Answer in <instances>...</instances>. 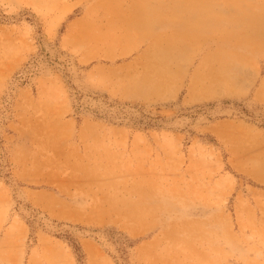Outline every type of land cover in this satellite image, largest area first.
<instances>
[{
    "label": "rangeland",
    "instance_id": "obj_1",
    "mask_svg": "<svg viewBox=\"0 0 264 264\" xmlns=\"http://www.w3.org/2000/svg\"><path fill=\"white\" fill-rule=\"evenodd\" d=\"M194 1L0 0V264H264V41H236L264 0ZM157 37L174 76L142 97ZM220 44L251 60L205 97Z\"/></svg>",
    "mask_w": 264,
    "mask_h": 264
},
{
    "label": "bare ground",
    "instance_id": "obj_2",
    "mask_svg": "<svg viewBox=\"0 0 264 264\" xmlns=\"http://www.w3.org/2000/svg\"><path fill=\"white\" fill-rule=\"evenodd\" d=\"M246 0H224V3L226 4H240L242 2L245 3ZM38 2V1H37ZM202 2V3H201ZM141 3V2H140ZM194 7L193 8H206V7H210L212 3L211 0H202L200 2H196L194 1ZM198 4L201 6V7H197ZM97 8V7H96ZM189 8V7H188ZM98 9V8H97ZM203 11V10H202ZM205 11V10H204ZM207 12V11H206ZM208 13V12H207ZM94 15V14H93ZM208 15V14H207ZM175 20V19H174ZM178 20V19H177ZM247 20V19H246ZM89 21V20H88ZM201 21V20H199ZM75 23V22H74ZM203 23V21H202ZM110 24V23H109ZM250 24H253L252 22ZM75 25V24H74ZM147 25V24H146ZM77 26V25H76ZM93 26V25H92ZM112 26V25H111ZM110 26V27H111ZM117 26V25H116ZM140 27V25H138ZM260 28L264 29V22L261 23L260 25H258ZM142 27V25H141ZM87 28V27H85ZM98 28V27H97ZM94 29V28H93ZM99 29V28H98ZM131 29V28H130ZM139 30V29H137ZM142 32V30L140 31ZM107 33V32H106ZM144 33V32H143ZM93 34V33H92ZM142 35V34H141ZM243 35V34H241ZM262 35L264 36V33L261 34V37ZM143 36V35H142ZM188 36V35H187ZM244 38H236L239 43L241 44H246V43H252L254 42V45L252 47V53H256L257 52V48H262V43L264 40L260 39L259 36L258 37H251L247 34L243 35ZM141 37V36H140ZM144 37V36H143ZM158 42H156V46L159 47V42H161L162 38L163 37H158ZM176 38V37H175ZM198 38V37H197ZM169 39V38H168ZM171 39V37H170ZM75 40V39H74ZM195 40V39H194ZM169 42V41H168ZM133 44V43H132ZM176 44V43H175ZM196 44V43H195ZM199 44V43H198ZM163 46V45H162ZM180 46V45H178ZM195 46V45H194ZM198 46V45H197ZM138 48V47H137ZM153 48L152 50L148 51V54L143 58V60L145 61H142V69H144V73L141 74V79H136L134 77H131V78H134V82H126L124 81L123 84H126L127 83V87L124 88L126 89L127 91H132L134 92V94L136 93L137 95H141L142 97H149V96H152V97H163L165 95V89L166 87H168L171 83V79L172 77L174 76V72L172 71V67L173 65L177 62L176 60L174 59H170L169 55L167 53H165L164 51L162 50H159L160 48ZM165 49V48H164ZM222 51H225L224 49H221ZM229 52L225 51L224 53H221L223 55H227L228 57H221V56H218L220 58L217 59H211L209 61H206L205 62L203 61L202 62V66L201 68L197 71L196 73V78H195V81L198 83V85H201L202 87H205L204 89H202L203 93L202 95L205 96V97H208L210 95H212V92L210 91V88L211 86H217V85H221V84H226L228 85L227 87L231 86L232 84V78H231V75L229 74V71H227L228 67H229V64L230 63H235V62H241L242 60L248 58L245 62H250V58L251 57H245L244 55H242L240 52H237V51H234V50H229ZM140 59V58H139ZM176 59V58H175ZM213 61H216L219 63V67L217 68V64H216V69L213 71V72H210V74H212V76L214 77V81H209V76L207 78L208 82L207 83H202V81L205 79L203 74H204V71L205 69H207L208 71V68H210V66L212 65ZM141 63V61H140ZM132 68H134L132 66ZM126 69V68H125ZM175 70V69H174ZM227 71V72H226ZM106 72V71H105ZM131 72V71H130ZM133 74V73H131ZM130 74V75H131ZM128 75V76H130ZM127 76V77H128ZM126 77V78H127ZM124 77V79H126ZM129 78V77H128ZM127 78V79H128ZM123 79V80H124ZM122 80V81H123ZM179 83V82H178ZM118 84V83H117ZM114 85V84H113ZM118 87V86H117ZM195 90V89H194ZM196 93V91H195ZM139 97V96H138ZM235 97V96H234ZM141 98V97H140ZM239 98V97H237ZM126 100V99H125ZM157 102V101H155ZM68 109V108H67ZM49 123V122H48ZM215 124V123H214ZM213 124V125H214ZM53 131V130H51ZM54 132V131H53ZM248 138V137H247ZM246 138V139H247ZM47 168V166H46ZM48 170V169H47ZM98 175H102V174H98ZM97 176V175H96ZM95 177V176H94ZM45 179V178H44ZM92 179V178H91ZM90 179V180H91ZM55 180V179H54ZM95 180V179H94ZM232 182V181H231ZM53 184V183H52ZM138 184L137 186H134L135 188H133L134 190L137 189L140 193V195H144V190L141 189V185L139 183H136ZM135 184V185H136ZM57 188V187H55ZM70 189V188H69ZM72 189V188H71ZM143 192V193H142ZM136 195H137V192H134ZM143 197V196H142ZM106 199V198H104ZM98 201V200H97ZM105 202L109 203V212L114 210L115 208L118 209L119 206H121L122 210L123 211H126L129 216H133L136 214V211H137V214L135 217L136 218V222H140L141 221V217L142 215H140L141 211L144 209V201H142L141 199L139 198H135V199H132L130 197L127 198V195L126 197L124 198V196H122L120 199H107V200H104ZM97 205V204H96ZM99 206V205H98ZM64 206H61L60 205V210L59 212H63L64 213L66 212L65 209L63 208ZM71 207V206H70ZM69 207V208H70ZM127 209V210H126ZM186 209V208H185ZM105 212H108L107 210H104ZM130 211L132 214H130ZM63 213V214H64ZM135 213V214H134ZM119 215V221L124 224V225H127L128 224V221L126 220L127 218L125 216L126 213L125 212H120ZM180 215V214H179ZM186 215V214H185ZM65 217H73L74 215H71L69 212L65 213L64 215ZM99 216V215H98ZM106 216V215H105ZM97 217V216H96ZM122 217L124 219H122ZM183 217H185L183 215ZM114 218V217H113ZM178 218V217H177ZM129 219H131L129 217ZM189 219V218H188ZM183 220V219H182ZM123 221V222H122ZM174 221V220H173ZM132 225V224H131ZM169 225V224H168ZM136 230V229H135ZM14 231V230H13ZM15 232V231H14ZM16 243V242H15ZM42 246L45 248V249H48L50 248V243L47 242V241H44L42 243ZM180 246V245H179ZM178 246V247H179ZM88 250H92V248L88 247ZM55 253V252H54ZM98 254V253H97ZM99 257V256H98ZM47 260V259H46ZM30 264V263H29Z\"/></svg>",
    "mask_w": 264,
    "mask_h": 264
},
{
    "label": "crops",
    "instance_id": "obj_3",
    "mask_svg": "<svg viewBox=\"0 0 264 264\" xmlns=\"http://www.w3.org/2000/svg\"><path fill=\"white\" fill-rule=\"evenodd\" d=\"M158 39H159L158 37L155 39V41L152 43V45L150 46V48L148 49V51L152 50L153 48H157V49L159 48V47H157L156 44H155L156 42H158ZM219 46H220V47L217 48L215 55H213L211 58H206V59H205L206 61H209V60H211V59H216V61H217V59L220 58V57H218V56H221V57H223V56L228 57L227 55H223V54H221V53H224V52H225V51H222V50H221V49H224V48H223V45L220 44ZM157 49H156V50H157ZM204 62H205V61H204ZM196 85H198V83L195 81V86H196Z\"/></svg>",
    "mask_w": 264,
    "mask_h": 264
}]
</instances>
